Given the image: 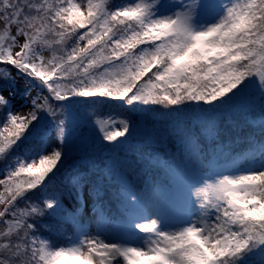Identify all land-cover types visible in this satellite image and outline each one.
I'll list each match as a JSON object with an SVG mask.
<instances>
[{"label": "snow or ice", "instance_id": "1", "mask_svg": "<svg viewBox=\"0 0 264 264\" xmlns=\"http://www.w3.org/2000/svg\"><path fill=\"white\" fill-rule=\"evenodd\" d=\"M0 264H264V0H0Z\"/></svg>", "mask_w": 264, "mask_h": 264}, {"label": "trees", "instance_id": "2", "mask_svg": "<svg viewBox=\"0 0 264 264\" xmlns=\"http://www.w3.org/2000/svg\"><path fill=\"white\" fill-rule=\"evenodd\" d=\"M257 116V112H250L249 113V120H254ZM227 119V116L225 117ZM232 120L236 121L239 125L240 128L238 129L237 132H234L231 137L225 136L223 137L225 142H228L231 144V149L233 152H240L242 150H245L247 148V144L245 142L246 137H253V138H258V132L256 129H254L252 126L246 125L244 121L235 113L232 114ZM137 119L139 121V124L141 126L144 125V121L141 117L137 115ZM79 131V130H78ZM86 131V130H85ZM153 148L156 147L155 145L152 146ZM147 150V145L144 144L143 142H136L132 146L128 147L125 149V152H127V158L130 160H135L139 162L140 166L143 167L145 163L147 162L146 156L142 154L143 151ZM227 151V149L225 150ZM81 153L76 151L73 153V157L75 161H79ZM123 158V154H121ZM107 153H95L90 157V159L93 160H99L102 158H106ZM217 161L219 163H225L224 155L223 154H218L217 156ZM72 162H69V166L71 167ZM151 175L153 178H158L162 179L163 177L157 173L154 169L151 170ZM116 207L115 205L112 206V211L115 212Z\"/></svg>", "mask_w": 264, "mask_h": 264}]
</instances>
